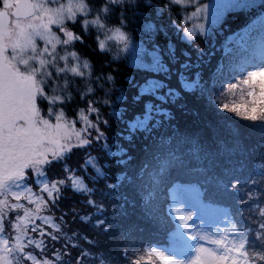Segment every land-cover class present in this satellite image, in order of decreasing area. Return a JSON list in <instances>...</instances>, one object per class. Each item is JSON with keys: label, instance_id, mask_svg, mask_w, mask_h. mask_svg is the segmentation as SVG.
<instances>
[{"label": "trees", "instance_id": "1", "mask_svg": "<svg viewBox=\"0 0 264 264\" xmlns=\"http://www.w3.org/2000/svg\"><path fill=\"white\" fill-rule=\"evenodd\" d=\"M209 2L212 1L184 0L176 3V0H126L114 3L109 0H88L91 6L88 16H79L74 23H69V28L83 39L76 40L64 50L69 54L72 51L77 53L84 63L83 75H69L66 74L67 70L58 74L56 68H52L53 79L46 80L45 89L52 96L65 98L63 103L52 105L55 111L62 109L65 118L79 117L90 101H94L99 108L102 121L120 114L113 126L116 128L114 124L121 121L118 124L121 130L117 135L123 145L116 155L121 162L137 159L139 164H144L141 161L149 163V160H153L156 167L160 161H165L164 156H171L172 161L165 162L167 168L171 169L168 184L161 189L167 194V206L171 204V191L176 185L196 184L202 192L203 204L229 205L240 218L238 227L250 229L261 217L259 211L252 213L254 205L251 200L254 203L262 201L260 206L264 207V172L261 176L255 173L260 158L257 155L264 149V119L253 121L224 107L219 108L223 103L220 96L223 92L217 91L221 85L216 90L220 100L215 108L213 93H217L212 91L209 97L207 84L218 83L216 77H220L222 71L230 74L233 66L247 65V69L252 70L264 68V57L255 64L241 63L246 54L254 56L260 47L264 49V9L253 7L244 13L228 15L231 9L226 11L224 4L215 8L218 15L212 21L200 20L199 15L193 21L190 13ZM105 4L108 5L107 13L101 11ZM97 13L108 29H122L133 43L152 39V47L134 54L128 48L126 52L122 51L124 46L121 43L108 42V50L101 51L97 36L103 34L102 30L96 24L89 23L87 28L83 24L85 19L90 21ZM194 22L204 23L206 31L201 34L197 29L190 38L184 30L191 28ZM174 23L181 26L179 44V37L174 36L168 26ZM198 40L204 42L193 44ZM85 61L88 67H85ZM213 70L219 72L214 76ZM235 71L240 73L238 69ZM143 72L149 74L143 89L150 102L134 112L140 101H134L129 94L120 95V89L130 85L129 82ZM49 107L48 100H45L44 108ZM186 128L190 131L188 136L193 137L194 141L192 146L185 142L179 149L178 145L183 139L181 133ZM173 143H177V149L181 150L178 154L172 155L170 149H165ZM123 152L126 154L124 158ZM79 159L82 165L74 177L83 181L86 190L78 191L72 184L66 190L70 189L71 194L80 200L81 196H99L101 190L114 179L110 181L99 177L84 155ZM103 168H107L105 163ZM244 168L251 169L250 173L254 174L244 177ZM30 179V187L41 185L39 180ZM45 180L46 184L50 183L48 172ZM236 181H239V185L233 187ZM257 192L261 193L259 200L254 196ZM123 196L125 202L133 201L136 197L130 196L127 191ZM147 207V204L141 203L128 213L124 217L126 226L138 234H148L149 242L155 245L170 247L173 231L168 221L151 214ZM66 243L71 246L68 240Z\"/></svg>", "mask_w": 264, "mask_h": 264}, {"label": "snow or ice", "instance_id": "2", "mask_svg": "<svg viewBox=\"0 0 264 264\" xmlns=\"http://www.w3.org/2000/svg\"><path fill=\"white\" fill-rule=\"evenodd\" d=\"M182 2L184 0H176V3ZM223 2L226 11L231 9L228 15L244 13L253 7L264 9V0ZM204 8L206 6L198 7L190 13L193 21L197 20L198 13H202ZM90 11L88 0H0V203L3 205L0 207V264H16L17 259L20 264H42V259L43 264H55L61 257L71 256L73 248L79 247L76 243H72L70 247L68 244L57 247L59 242L56 236L51 231L38 227L39 224H43L45 229L49 227L40 215L36 216L34 222L25 223V216L34 212V209L31 197L24 200L21 197L34 192L28 184L30 177L42 180L46 176L47 166L66 150H71L73 146L87 145L93 140L99 141L103 135L99 125L100 110L94 101L89 102L87 109L81 110L83 123L78 127L75 120L70 121L64 117L62 109L54 110L52 105L63 103L65 98L50 95L45 89L44 80L40 78L41 75H47L48 79H53L52 72H45L49 63L45 57H51L54 61L61 46L66 49L76 40L82 41L83 38L67 25L69 22L74 23L79 16L87 17ZM101 11L107 13L108 5L105 4ZM199 19L203 20L204 17L200 16ZM89 23L96 24L98 29L102 30L103 34L97 36L101 51L108 50L109 40L125 45L122 51H127V35L122 29H108L99 13L90 21H83L86 28ZM106 29L111 31V36L105 34ZM197 29L201 34L205 33V24L194 22L191 28L184 30L185 35L191 38ZM46 32L53 33L55 40L48 39ZM36 36H39L40 40H36ZM29 48L32 50V56L23 58L22 53ZM70 55L72 59H78L75 51L70 52ZM61 59L64 60L65 67L71 64L67 57ZM30 60L34 61L35 65L30 66ZM85 67H88L86 61ZM63 70L56 68L58 74ZM68 70L74 75H83L76 67ZM37 84L39 87L34 90V85ZM229 87L233 92L240 91L244 99L228 105L222 104L225 110L237 112L253 121L264 119V68L238 77ZM88 90L92 91V88ZM41 97L47 99L50 105L47 114L40 111ZM37 112L39 115H36ZM91 113L97 114L96 120L90 118ZM46 141H65L71 146L54 152L43 148ZM38 148L47 158L32 163L31 154ZM71 182L76 190H86L79 178L72 177ZM63 183L64 181H56L48 184L56 185L54 193H44L49 204H54L56 193ZM238 185L239 181H236L233 187ZM254 196L259 200L261 193L257 192ZM89 202L95 204L94 200ZM254 207L264 216V207L258 204ZM47 210L48 206L44 205L42 211ZM187 239L194 237L188 235ZM214 242L216 248H210L206 240L199 244L196 248L197 255L187 264H264V251L260 250L264 245V222H256L255 233L251 236L245 234L240 241L225 235ZM185 243L184 236L176 232L171 237L169 246L176 252H181L185 250ZM50 252L53 259L47 258ZM121 255L128 264H155V258L162 264H184L178 261L176 256L152 246L132 253L131 258L127 250H122ZM88 256V251L82 250L74 264H85Z\"/></svg>", "mask_w": 264, "mask_h": 264}, {"label": "rangeland", "instance_id": "3", "mask_svg": "<svg viewBox=\"0 0 264 264\" xmlns=\"http://www.w3.org/2000/svg\"><path fill=\"white\" fill-rule=\"evenodd\" d=\"M124 1L126 0H115L114 3ZM211 1L212 2L206 5L202 13H198L199 17L203 16L204 20L207 21H212L215 16L218 15L216 14V7L224 5L223 0ZM67 26L69 28V24ZM168 26H170L172 34L179 37L177 38L179 44V42H181V26L175 23L169 24ZM105 34L111 36L112 33L111 31L105 30ZM46 36L50 40H55V35L53 33L46 32ZM35 38L36 40H40L39 36ZM108 42L114 43L117 41L109 40ZM152 42V39L142 43H133L131 40H128L126 47L132 50L134 54H138L146 50V48H151L152 46L150 44H152ZM203 42L202 40H198L193 44L197 45ZM72 44L73 43L69 44L67 47ZM123 46L125 47V45ZM191 48L193 50V47ZM64 50L65 47L61 46L54 61L51 57H45V60L49 62L45 72H51L52 68H62L64 70L61 72L67 70L66 74L74 75L68 70L71 67L78 68L79 72L82 71L84 63H82L79 58L75 60L72 59L71 55ZM32 54V50L29 48L28 51L22 53V56L23 58H28L32 56ZM61 57H67V59L71 61V64L65 67L64 60L61 59ZM244 57L245 56L241 59V63L252 62L251 64H255L263 60L264 49L260 47L254 56L246 54L245 60L243 61ZM29 64L30 66L35 65V62L30 60ZM232 68L233 71L230 73L231 75L222 71L219 74L220 77H216L218 80V83H216L217 85L213 82H211V86L207 84V95L209 97L212 91L216 93L217 91L223 92V94L220 95L222 96L223 105L233 101H242L244 99L243 94L238 90L233 92L229 86L235 83L238 77L246 76L250 71L259 70V68L255 70L247 69V65L244 67L233 66ZM235 69H238L240 73L238 74V71H235ZM217 72L219 71L213 70L212 74L215 76ZM148 75L149 74L145 72L139 73L137 75L138 77H134L129 82L130 85L120 89V95L129 94L134 101L136 99L140 101V104L133 110L134 112L144 108V106L150 102V99L146 97L148 95L145 94V90L143 89L144 81L147 79ZM40 78L44 80V82L48 79L47 75H41ZM220 85L222 87L218 89ZM38 87V84L34 85V90ZM217 94L213 93L215 108H217L216 104H218L220 100L219 94ZM45 100L47 99L41 97L40 111H44V113L47 111V109L44 108ZM34 107L33 105V108ZM219 108H223L222 105ZM202 109H204V104L202 105ZM36 115H39V112H37ZM96 116V113L90 114V118H93V120H96ZM119 116L120 114L116 117L112 116L113 119L111 118L110 120L103 121L102 118H99L100 129L103 133L99 141L93 140L92 143L87 145L73 146L71 150H66L62 156L47 166L46 173L48 172L50 183L64 181V183L60 185L59 192L56 193L53 205L49 204L44 193H54L56 191V185L52 184L49 186V182L46 184L45 177L39 180L40 186L33 187L34 192L26 194L25 197H21L22 200L31 197L32 208L34 209V212H29L25 216V223L34 222L36 216L40 215L43 217L44 223L48 224L49 227L45 229L43 224H39L38 227L45 231H51L56 236L59 242L56 245L57 247L67 244L66 240L71 244L76 243L79 245V247L73 248L71 256L61 257L59 260L55 261V264H74L76 257L85 249L89 253L85 264H128L121 255L122 250H127L129 258H131L132 253L143 251L146 246L151 245L170 255L176 256L178 261L187 264V262L197 255V246L205 240L208 242L210 248H216L214 241L217 238L230 235L236 241H240L245 234L251 236L255 233L256 223L250 228L251 231H248L249 228H244V226L238 227L237 224L240 218L237 213L232 211L229 205L215 206L203 204L201 201L202 192L196 184L176 185L171 191V204L167 206L165 204V202H168L167 194L162 192L161 189L168 184V177L171 169L167 168L168 165L165 162L166 160L167 162L172 161V157L164 156L165 161L163 163L160 161L156 167L153 166V160H149V163H147V161H141L144 164H139L140 162L137 159L124 162L118 160L119 158L116 155L119 154L123 145L117 135V132L121 130L118 125L121 121L118 120V122L114 124L116 128L113 126V123ZM66 119L70 121L75 120L78 127L83 123L81 115L76 119ZM189 132L190 131L186 128L181 133L183 139L180 145L173 143L165 147V149H170L169 153L173 155V153L178 154L179 151H181L179 149L181 146H184L185 142H187V145L192 146L194 139L188 136ZM177 145L179 149H177ZM70 146L71 145L67 144L65 141H46L43 148L45 150L51 149L54 152H60ZM263 151L264 149L260 151L259 154H264ZM124 152L122 155L123 158L126 155ZM255 154L257 155L256 152ZM259 154L257 156H260V158L258 157L259 161H257L255 170L257 176L263 175L262 172H264V156ZM83 155L84 159L87 160L89 164L93 165V169L96 170L99 177L103 176V178L110 181L114 179L112 183L107 184L103 190H101L99 196L95 197V195H93L95 199L93 196L86 195L81 196L82 199L80 200L75 195L71 194L70 189L66 190L69 188V185L72 184L71 178L74 177V173L77 172L82 165L80 164L81 161L79 158ZM46 158L45 153L39 150V148L35 153L31 154L32 163H38ZM103 163H105L107 167L105 170L103 168ZM60 166H62V168ZM110 169L113 170V173ZM250 172L251 169L247 170V168H244V177L247 178L254 174ZM30 178L29 180H31ZM42 188L43 191H41ZM132 190H134V192ZM126 191L130 196H136L133 201L125 202L123 193ZM69 195H71V197ZM92 200L95 201L94 205L89 203V201ZM81 201L83 203L80 204ZM251 202H253V205H261L262 203V201L254 203L252 200ZM141 203L147 204V209L152 211L151 214L159 217L162 221H168L170 229L173 231L172 235L179 232L180 235L184 236L186 241L184 251L176 252L172 247L155 245L153 242H149L150 236L148 234L145 236L140 233L138 234L135 230L126 226L124 217ZM44 205L48 206L47 211H42ZM0 207H3L2 203H0ZM253 208L252 213L254 214L258 209L256 207ZM12 215H14V213ZM256 222H264V216H261ZM188 235L193 236L194 239L188 240ZM69 237H71V239H69ZM260 250L264 251V245L260 247ZM47 258L53 259L51 252ZM16 264H20L18 259ZM155 264H162V262L159 261L158 258H155Z\"/></svg>", "mask_w": 264, "mask_h": 264}]
</instances>
